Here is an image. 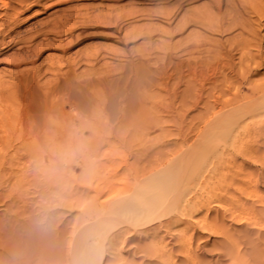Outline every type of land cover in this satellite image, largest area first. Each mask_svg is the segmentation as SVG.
<instances>
[{"label": "bare ground", "instance_id": "6f19581e", "mask_svg": "<svg viewBox=\"0 0 264 264\" xmlns=\"http://www.w3.org/2000/svg\"><path fill=\"white\" fill-rule=\"evenodd\" d=\"M185 1L188 0H175L176 4L162 6L161 11L157 9L153 11L170 19L180 12ZM0 2L2 5L5 4V0H0ZM221 2L222 0H208L200 7L184 10L175 23L172 32H182L186 25L195 24L208 30V32L210 31V33L225 32L231 28L239 27L238 34L225 41L206 38V36L197 33L194 36L188 35L183 39L171 42L170 36L163 48L162 56L160 55L159 65L153 69L146 67V63L148 64L154 55V48L151 45L147 44L148 46L140 49L138 57L123 53L125 63L122 65L118 63L119 66L121 65L119 70L115 69L117 71L114 72L112 71L113 67L110 66L111 69L109 67L99 71L100 73L97 72L95 83L102 90L103 97L133 98L135 92L151 82L152 78L150 79L149 75H154L157 79L164 81L173 78L175 75L179 84L186 78V93L183 92L181 96L179 95L180 98H186L185 96L187 98H204L202 96L204 92L201 93L204 90L202 81L212 80L215 72L220 68L232 69L237 66L246 75H248L247 73L254 74L252 69L255 70V67L260 66L261 60L259 62L254 61L256 55L251 54L250 50L253 46L259 52L262 38L258 39V31L251 27L252 25L247 27L249 21L245 19V16L243 19L242 13L246 7H249L252 9L253 15L256 12L259 15L262 8L252 0H225V2L223 1L224 5L227 4L230 9L223 8L225 10L222 11ZM12 8L16 12L19 7L13 6ZM137 12L135 7H130L128 14H126L133 15ZM82 18L79 20L80 24H82ZM66 21L67 19L62 22L58 19L53 21L50 29H45L42 32L43 40L62 36L73 38L72 27L74 25L72 27L71 25L64 26L63 23ZM113 26L116 28L115 30L118 29L115 25ZM244 33H247L249 37L244 36ZM129 35L130 33H125L124 39L125 37L128 38ZM78 37L79 34L76 35V39ZM72 38L68 39L69 41L67 40V43L62 46L63 49L68 47L71 40L74 41ZM147 38L150 39L149 36ZM235 50H238L240 55L238 61L234 63L233 53ZM89 57L91 56L89 55ZM251 61L256 63L254 68L250 67ZM66 63L68 66L64 70H61L60 66L55 69L51 68L55 76L52 83L41 82L38 78L39 70L37 68L19 70L13 76L12 87L15 86L17 89L18 98L22 100H20L22 109L21 112L13 116L11 122L7 121L10 122V125L9 130L5 132V139L8 140L7 142L14 139L18 140L19 145L11 144L13 145L11 150L16 154L20 148L24 149L22 155H29V158L26 159L27 164L24 168L19 167V175L15 177L11 188L8 187L9 190H4L2 185L3 183L8 185L10 179H2L0 175V189H3L2 197L0 192V199L3 196L6 198L1 203L4 207L3 213L0 214V264H45L48 260L53 262L64 258L66 245L63 240H60L63 239L62 235L59 240H54L51 234L49 236L42 235L38 225V208L40 205L33 206L39 199L40 204L42 203L47 208L45 204H48L49 200H54V193L51 188L56 186H59L61 195H66V193L72 195V190L75 189L73 193L75 203H66L68 208L74 204L80 212L86 210L93 215L88 223H86L88 218L81 217L80 224L89 226L91 231L80 243L70 245L69 256H72L73 264H104L106 261L109 264H143V261L136 262L130 257V255L135 254L145 256L149 261L148 264H176L177 262L175 261V263L172 259L174 250L183 257L182 262L181 260L179 261L181 263L178 262L179 264H200L197 255L193 253L194 238H199L205 232L226 235L225 230H223L225 228L219 221L224 216L221 215L220 219L216 210V214H213L214 217L211 216L210 218L209 210L214 207L221 208L222 204L228 203L226 201H231L234 197L230 192L231 188L233 191L234 189L237 191L244 190L246 183L251 184L250 181L254 180L252 187L255 189L256 182L253 178L257 175L255 174L256 171L250 172L244 168L252 164L264 166V152L260 150V148H264V81L251 83V78L248 80L245 74L238 76V73H234L237 74V83L233 86L234 91L229 94L230 99L226 100L224 105H220L218 109H214V102L204 104L205 112L199 114V123L190 125L184 130L181 135L182 139L180 137V144L166 148L165 151L155 155L151 161L145 153L142 158L136 159L135 162L139 163L136 166L129 165L128 161L124 162L122 164L124 170L122 171L120 170L122 165L116 164L111 167L110 176L106 178L97 175L98 171H105V164L82 163L79 168L84 172L89 170L90 172L87 174L82 171L79 180L75 177V183L70 187L71 185L68 184L74 181H70L69 177H66V184L63 185L62 182H56L52 173L56 165V162L52 160L53 154H56L60 146L69 144L68 138L70 136L68 137V135H71L69 128L67 129L68 125L61 128L56 126L55 121L52 120L54 118L59 119L60 116L62 124L65 125L69 121L63 115L62 104L58 103L60 108L55 109L57 106L55 104L56 107L49 105L51 101L48 102V99L56 96V93L62 92L65 94L63 100L65 98L64 101H66L62 103H67L79 110L84 109L89 104V98L85 97V89L88 84H91V81L88 78L90 81L88 83L86 76H79L80 78L74 76L71 79L69 74L72 64L75 63L71 60ZM113 73L118 75L114 79V84L111 82ZM119 80H123L121 84H119ZM195 81H201L199 89L194 87ZM145 82L147 83L145 84ZM246 82L248 85L245 84ZM91 87L93 88L92 84ZM207 89L209 88L207 87ZM228 89L232 90L231 88ZM208 93L212 94V96L207 95L211 98L214 90L213 93ZM220 93L223 94V92ZM174 94L176 98L175 91ZM217 96L223 98L225 95L217 94ZM252 101L254 104L248 106L247 103H252ZM118 111L120 112V109ZM51 121L54 125L50 124ZM56 127L58 128L56 129ZM96 129L97 127H92L93 131ZM197 129L198 134L209 135L208 140H202V142L210 150L204 155L202 154L201 157L197 156L196 153L186 154L187 148H189L187 140L192 138L188 136ZM70 130L75 131L74 128H70ZM185 143L187 145L183 146ZM196 143L195 139L190 145H196ZM182 146L183 148L179 149ZM223 146H230L231 149L228 152L227 149L224 151ZM5 150L0 148V156L3 158L9 151L8 149ZM167 154L173 155V159L164 163ZM46 156L49 158L47 159ZM237 158L240 160L237 161ZM111 159L112 156L109 160ZM8 164L9 161L1 160L0 169H8ZM1 165H3L2 168ZM9 166L11 171L15 169L13 168V161ZM84 177L86 179H83ZM250 192H245L246 198H251L253 193ZM10 197L13 199L11 203ZM231 202L236 203L233 200ZM242 202L240 206L243 209L230 210L227 216L230 215V219L237 224L245 223L249 224L251 228L264 230V215H260L262 212H257L251 206L249 207L248 203ZM238 203L240 204V202ZM238 203L237 205H239ZM222 208L225 209V206ZM218 222L219 226H215ZM49 224L51 225V223ZM170 240H173L172 244ZM174 247L176 248L174 249ZM124 250H127L128 255L122 254Z\"/></svg>", "mask_w": 264, "mask_h": 264}, {"label": "rangeland", "instance_id": "374dc122", "mask_svg": "<svg viewBox=\"0 0 264 264\" xmlns=\"http://www.w3.org/2000/svg\"><path fill=\"white\" fill-rule=\"evenodd\" d=\"M223 1L225 2V0H222L220 3L221 6H223L221 10L224 11L225 9L223 10V8L230 9L227 4L224 5ZM252 1L257 6H261L260 8H262V10L259 15L256 12L254 15L256 14L257 16H254L251 12L252 9L249 7L245 8L242 15L243 19L245 16V19L249 21L247 27H249L248 25H252L251 27H254L255 30L258 31V39L260 37L262 38H260V51L257 52L253 46L250 50L251 54L254 53L256 55L253 59L254 61L259 62L261 60L260 66L255 67L256 63L251 61L250 67H255L256 69H252L254 74L247 73L248 75L243 73V70L237 66L233 67V70L227 67L225 69L222 68L223 70L220 68L221 70L219 69L215 72V77L213 76L214 81H212L213 78L209 80L210 82L202 81L205 91L202 90L201 93L204 92L202 94L204 98H187V96H185L186 98H180L183 92L184 94L186 93V78L179 84L175 75L173 78L165 81L163 79H157L154 75H149L150 79L152 78L151 82L148 84L145 82L146 86H144V88L141 87V90L135 92V97L133 98H106V96L103 97L102 90L99 89L98 84L95 83V78L98 75L97 72H101V70L109 68L110 66L113 67L112 71L116 72L119 70L120 66L125 63L123 59L125 57L122 56L123 53L124 55L131 54L136 57L138 51L148 46L147 44L154 48V55H152V59L149 63H146V67L153 69L156 65H159L158 63H160L163 48L169 41L170 36L171 42L177 39H183V37L188 35L194 36L197 33L206 36V38L225 41L238 34L240 30L239 27L231 28L225 32L217 31V33H210V31L208 32V30L203 27L202 29L201 26L199 27V25L195 24L186 25L184 28L185 30L183 29L182 32H175L176 34L172 32L175 23L181 17L184 10L200 7L207 3L208 0L185 1L180 9L181 13L179 12L170 19L154 11L156 9L161 11V7L165 5L176 4L175 0H5V4L3 5L0 2V10H2L0 12V148L6 149L5 151H7V149L9 150L4 158L0 156V163L1 160L9 161V164L13 161V168H15L11 171L8 164V169H0L2 179H10L8 185H4L3 183L2 187L5 188L4 190H9V188H11V184L16 179L15 177L19 175V167L24 168L27 164L26 159L29 158V155H22L25 151L24 149L20 148L16 154L11 150V146L19 145L18 140L14 139L7 142L8 140L5 139V132L9 130L8 127L13 116L21 112L20 110L22 109V100L20 99V101L18 98L16 87H12L13 76L17 71L37 68L39 70L38 78L40 81L45 82V84L48 82L52 83L55 76L51 68L55 69L57 66H60L61 70H64L68 66L66 62H70L71 60L75 64L71 63L72 69L69 74L71 76L70 78L73 79L72 77L74 76H86L87 79H90L93 88L91 84H86L87 91L85 89V97L89 98V104L87 103L88 105L84 109L79 110L69 106L67 103H62L65 100V98L63 100L65 94L62 92H59V94L56 93V96L48 99V102L51 101L52 103L49 102V105L54 107H58V103L60 105L62 104L61 108L63 115L66 117V120L71 122L65 125L62 124L60 116L59 119L54 118L52 120L53 122L55 121L54 124L56 123V126L61 128L68 125L69 127H67V129L69 128L68 130L71 134L68 135V137L70 136L68 138L69 144L60 146L56 154H53L54 157H52V160L56 162V165L52 173L55 176L56 182H62V184L65 185L66 177H69L71 179L70 181H74L75 177L79 180L83 171L79 168L80 164L102 163L106 165L105 171H98L97 175L98 177L106 178L110 176L111 167L116 164L122 165L124 162L128 161L127 163L129 165L136 166L139 164L135 162L136 159L142 158L145 153L151 161L155 155L159 154L161 151H165L166 148H171L180 144V137L182 133H184V130L190 127V125L192 126L193 124L199 123V114L205 112L204 104H212L214 102V109H218L220 105H224L226 100L228 101L230 99L229 94L234 91L233 86L237 83V74L234 73H238V76L240 74H245L248 80L251 78V83H261L264 81V0ZM258 3L260 4L258 5ZM13 6L19 7L16 9V12L12 8ZM130 7H135L138 12L133 15H127ZM81 18L82 24H80L79 21ZM57 19L61 22L67 19V21L63 23V25L65 24L64 26L71 25L72 27L74 25L72 27L73 38L71 36H62L60 38L47 39L44 41L42 32L45 29H50L53 21ZM113 25L118 27V29L115 30L116 28ZM7 30L8 33H6ZM127 32L130 33V35L128 38L125 37L124 39L123 35ZM77 34H79V37L76 39ZM243 35L249 37L247 33ZM147 36H149L150 39H148ZM71 38L74 41L71 40L68 47L63 49L62 46ZM234 52L233 61L235 63L238 61L240 53L238 50ZM89 55L91 57H89ZM118 63H121V65L119 66ZM109 69H111V67ZM93 74L96 76L94 77ZM113 74L111 82L114 84V79H116L115 77L117 74ZM251 74L252 76H250ZM89 79L87 81H89ZM90 81L88 83H90ZM122 81L119 80V84H121ZM200 83L201 81H195L194 87L199 89ZM245 84L248 85L247 82ZM247 85L244 87L246 88ZM207 87L209 89H207ZM220 88L222 89L219 90ZM227 88H231L232 90H227ZM210 89H213L214 93L213 90L211 91ZM223 89H226L227 93L226 90L223 91ZM174 91L177 95L176 98L174 96ZM219 91L223 92V94ZM208 92L213 93V97L214 94H216L215 97H208L212 96V94ZM245 92H247V90H245ZM217 94L225 96L219 98ZM250 104H254L253 101L252 103H247L248 106H250ZM57 107L55 109L60 108ZM119 109L120 112L118 111ZM8 120L10 122H7ZM51 122L50 124L54 125L53 122ZM94 126L97 127L95 131L92 130ZM58 127H56V129ZM70 128H74L75 131H71ZM196 131H198V129L195 130L193 134L190 133L192 136L189 135L188 137L192 138L187 140V144H189L187 145L185 143L183 146L187 145L189 147L187 148L186 154L196 153L197 156L201 157L202 154L204 155L205 152L207 153L210 150V148H207L206 145H203L204 142H202V140L205 141L209 135L205 134V136H203ZM192 139H196L197 141L196 145H192L193 148L190 145L193 141ZM183 146L179 147V149L183 148ZM28 148L30 147L28 146ZM223 149L224 151L227 149L228 152L231 148L230 146H223ZM260 150L264 152L263 147L260 148ZM214 155L215 153L213 156ZM110 156H112L111 160H109ZM46 158L48 159L49 156H46ZM172 159L173 155L167 154L164 158V163H168V161ZM239 160L240 159L237 158V161ZM2 166L3 165H1V168ZM120 170H124L123 165ZM244 170H250V172L256 171L255 174L257 175L254 174L255 178H253L256 182V188L253 189L252 187L254 180L250 181L252 185L246 183L244 190L237 191V189H234L233 191V188H231L230 192L234 196L231 201L233 200V202L236 203L226 201L228 203L222 204L223 207L225 206V209L221 206V208L214 207L216 208L215 210L214 208L209 210L210 213L208 212V215L210 218L211 216L212 218L214 217L213 214H216V210L220 219L221 215L224 216L219 221L225 228L223 230H225L226 235L223 236L221 233L213 234L205 232L202 233L199 238H194V247L192 246L194 250L193 253L197 255L201 262L200 264H264V230L251 228L249 224L245 223L237 224L230 219V215L227 216L230 210L237 211L243 209L240 206L242 199L244 203L246 202L245 204L248 203L249 207L251 206V208H254L257 212H262L260 215H264V166L252 164L246 166ZM85 172L89 174L90 170ZM85 172L83 171V173ZM83 179H86V177ZM74 183L75 181L73 183L70 182L68 185L72 187ZM51 190L54 193V200H49L48 204H45L47 208H45L42 203L40 204L41 201H39V199L33 206L37 207L40 205L38 208V225L41 228V234L48 236L51 234L54 240H59L62 235L63 239L60 240H63L66 245V254L60 261L54 260L53 262H49L48 260L45 264H73L72 256H69L70 245L72 246L80 243L91 231L89 226L85 224L82 226L80 224L81 217L84 219L88 218L86 222L88 223L93 215L86 210L80 212L79 208L74 204L72 207L68 208L67 204L69 202L75 203V196L73 194L75 189L72 190V195H68L67 193L66 195H61L59 186L51 188ZM250 190L252 191L250 192ZM248 191L251 194H259H252L251 198H246L245 194L248 193ZM0 192L2 197L3 189H0ZM241 197L244 198L241 199ZM4 199H6L4 196L0 199V214L3 213L4 206L1 203ZM236 199L239 200L236 201ZM12 200L13 199L10 197V203ZM88 202L89 200L87 203ZM238 202H240V204ZM237 203L239 205H237ZM227 206L229 207L227 208ZM49 223H51V225ZM217 224L215 226H219V222ZM170 243L172 244L173 240H170ZM175 248L176 247H174V249ZM122 254L128 255L127 250L122 251ZM130 257L136 262L143 261V264L149 263L145 256L135 254L130 255ZM172 259L174 262H177H175L176 264H179L182 262L183 257L174 250ZM180 260L181 262H179ZM104 264L109 263L106 261Z\"/></svg>", "mask_w": 264, "mask_h": 264}]
</instances>
